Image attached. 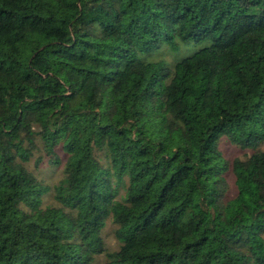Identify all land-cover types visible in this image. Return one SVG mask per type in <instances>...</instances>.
I'll use <instances>...</instances> for the list:
<instances>
[{
    "label": "trees",
    "instance_id": "obj_1",
    "mask_svg": "<svg viewBox=\"0 0 264 264\" xmlns=\"http://www.w3.org/2000/svg\"><path fill=\"white\" fill-rule=\"evenodd\" d=\"M263 143L264 0H0V264H264Z\"/></svg>",
    "mask_w": 264,
    "mask_h": 264
},
{
    "label": "rangeland",
    "instance_id": "obj_2",
    "mask_svg": "<svg viewBox=\"0 0 264 264\" xmlns=\"http://www.w3.org/2000/svg\"><path fill=\"white\" fill-rule=\"evenodd\" d=\"M200 48V46H197L196 49ZM190 47H186L183 49V52H188ZM164 58H167L168 60H173L175 58L174 53L171 51L167 52ZM158 58V57H157ZM35 150L33 156L31 157L30 161L26 163V165L29 167L33 173L42 181V183L45 185L46 189L43 194V206L47 205H57L58 202L55 199V187L60 183V181L64 177V164L66 161V155L64 152L60 149L59 150V158L60 162L55 163L51 162L49 160V156L42 148ZM220 148L222 150V153L224 157L229 162V168H227V171L225 172V176L229 183V191H228V197H233L237 193V187H236V177L232 169L233 161L237 158L240 159H247L256 149L252 148H243L239 145H235L232 142H230L226 137H223L220 142ZM257 149H264V143L260 145ZM118 225L112 220L109 219L107 221V224L102 230V235L105 240V246H107L108 249L114 251L118 250L120 248V242L116 238L115 231L117 229ZM106 260L105 253H101L97 255L96 264H103Z\"/></svg>",
    "mask_w": 264,
    "mask_h": 264
}]
</instances>
